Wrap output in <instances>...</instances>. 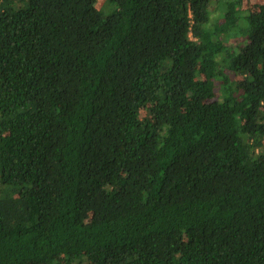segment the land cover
<instances>
[{
  "label": "trees",
  "instance_id": "obj_1",
  "mask_svg": "<svg viewBox=\"0 0 264 264\" xmlns=\"http://www.w3.org/2000/svg\"><path fill=\"white\" fill-rule=\"evenodd\" d=\"M0 0V264H264V0Z\"/></svg>",
  "mask_w": 264,
  "mask_h": 264
},
{
  "label": "rangeland",
  "instance_id": "obj_2",
  "mask_svg": "<svg viewBox=\"0 0 264 264\" xmlns=\"http://www.w3.org/2000/svg\"><path fill=\"white\" fill-rule=\"evenodd\" d=\"M258 2V0H248L246 2L247 5H255V3Z\"/></svg>",
  "mask_w": 264,
  "mask_h": 264
}]
</instances>
